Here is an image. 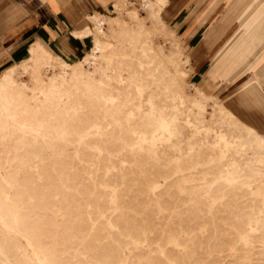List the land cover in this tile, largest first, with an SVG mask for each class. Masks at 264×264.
<instances>
[{
	"label": "rangeland",
	"instance_id": "374dc122",
	"mask_svg": "<svg viewBox=\"0 0 264 264\" xmlns=\"http://www.w3.org/2000/svg\"><path fill=\"white\" fill-rule=\"evenodd\" d=\"M159 2L94 11L112 15L96 32L102 49L89 64L80 59L91 43L64 57L79 60L68 67L74 79L57 84L60 93L49 85L61 60L38 49L0 69V79L12 75L0 107V189L17 220L13 230L0 223V264H30L42 253L48 264H264V172L255 171L264 167V143L229 112L264 134V103L231 82L212 100L207 86L192 82L185 52L209 27L198 20L222 6L212 12L215 0H168L158 15ZM220 21L212 39L222 34ZM252 45L237 70L264 56V19Z\"/></svg>",
	"mask_w": 264,
	"mask_h": 264
},
{
	"label": "crops",
	"instance_id": "0c3cea01",
	"mask_svg": "<svg viewBox=\"0 0 264 264\" xmlns=\"http://www.w3.org/2000/svg\"><path fill=\"white\" fill-rule=\"evenodd\" d=\"M252 1L214 2L212 12H218L222 6L220 14L213 18L211 14L205 15L198 20L200 23L208 22L209 27L193 42L189 52H185V57L186 60L191 59L193 73L198 79L192 82L202 86L204 90L207 86L212 99L217 97L213 91L219 90L221 84L231 82L234 83L235 91L264 103V56L254 57L245 67L237 70L253 53L252 40L264 19V4L254 6L251 5ZM119 2L127 4L130 0H0V69L13 63L2 71L4 72L29 58L30 48L34 44L50 50L61 60L76 62L79 58L71 62L64 57L78 56L86 48V44L91 43L92 46L93 35L85 31L93 29L94 17L105 15L107 20L112 16L96 12L99 8L111 5L116 9L121 6ZM220 17L222 21L219 28L222 34L219 38L212 39L213 33L218 30L216 24ZM196 32V26L192 24L185 30L184 37L191 41ZM177 36L182 44V37ZM182 47L184 48L183 45ZM27 52L29 54L24 57ZM229 112L264 137L255 126L240 120L231 110Z\"/></svg>",
	"mask_w": 264,
	"mask_h": 264
},
{
	"label": "bare ground",
	"instance_id": "6f19581e",
	"mask_svg": "<svg viewBox=\"0 0 264 264\" xmlns=\"http://www.w3.org/2000/svg\"><path fill=\"white\" fill-rule=\"evenodd\" d=\"M154 1L155 0H142V3H143V5H152V6H154L155 4H154ZM167 1L168 0H160V2L158 3V4H160V7H159V9L157 8L156 10H157V14L158 15H162V10H163V8L165 7V5L167 4ZM220 1H222V0H215V3L217 4V3H219ZM233 1V0H232ZM235 1V0H234ZM251 1V0H250ZM163 3V4H162ZM162 4V5H161ZM245 4V3H244ZM239 6V5H238ZM156 7V6H155ZM216 7V6H215ZM220 7V6H219ZM251 7V6H250ZM153 8V7H152ZM216 9V8H215ZM214 9V10H215ZM251 9H252V7H251ZM234 10V9H233ZM229 11H230V9H229ZM252 11H254V10H252ZM134 12H136V11H134ZM154 12V11H153ZM221 12V11H220ZM228 12V11H227ZM244 13H245V11H244ZM234 14V13H233ZM239 14V13H238ZM247 14V13H246ZM156 15V14H155ZM231 16V15H230ZM245 16V15H244ZM260 16V15H259ZM137 17V16H136ZM153 17V16H152ZM161 17V16H160ZM246 17V16H245ZM158 19H159V17H158ZM227 19V18H226ZM93 20V19H92ZM242 20V19H241ZM106 21V18H105V15H103V16H95L94 17V22H95V27L93 28V29H87L86 31H85V33H87V34H91V35H93V40H92V47H91V49L90 50H88V52H87V54L84 56V57H82L81 59H80V62L81 63H85V64H89L90 63V60H94L95 59V56L97 55V53L102 49V47H101V42H100V40L98 39V37H96V32H98V31H100L101 32V25L104 23ZM235 21V20H234ZM229 24V23H228ZM238 24V23H237ZM240 24V23H239ZM242 24V23H241ZM96 30V31H95ZM76 33V32H75ZM78 33V32H77ZM80 33V32H79ZM84 33V34H85ZM87 34H85V35H87ZM80 35V34H79ZM79 35H77V36H79ZM100 36V35H99ZM37 46V47H36ZM103 46V45H102ZM104 48V47H103ZM36 49H38V50H40L42 53H39V55L40 54H43L44 55V57L47 59V58H50V59H53V58H59L58 56H56L55 54H53L50 50H47V49H45V48H43L42 46H39V45H32V47L30 48V51L33 53V52H35L36 51ZM37 52V51H36ZM31 53V54H32ZM34 54V53H33ZM35 54H38V53H35ZM106 55V54H105ZM109 55V54H108ZM154 55V54H153ZM36 57H37V55H35ZM34 57V56H33ZM42 57V56H41ZM40 57V58H41ZM43 58V57H42ZM41 58V59H42ZM39 59V58H38ZM46 59H45V61H46ZM43 60V59H42ZM48 60V59H47ZM61 60V59H60ZM37 61V60H36ZM39 61H41V60H39ZM38 61V62H39ZM49 61V60H48ZM95 61V60H94ZM47 62V61H46ZM41 63V62H40ZM43 63H45L44 62V60H43ZM92 63V62H91ZM151 63V62H150ZM46 64V63H45ZM47 64H48V62H47ZM59 64H61V65H59L60 67H61V73L60 74H58L59 75V78L57 79V81L56 82H54L53 81V84L52 85H49L50 87L49 88H55L54 89V91L56 92V91H58L57 90V88H59L58 87V83H64L63 81L66 79V78H73L74 79V68L73 69H71V71L70 72H68V67H72L73 66V64L72 63H68V62H66L65 60H61L60 61V63ZM34 65V64H33ZM50 65V64H49ZM53 65V64H52ZM39 66V65H38ZM46 66V65H45ZM51 66V65H50ZM54 66V65H53ZM19 67H20V71H22V72H25V71H27L28 70V66H27V64H25V62L24 63H22V64H20L19 65ZM87 68V67H86ZM46 69V68H45ZM70 70V69H69ZM58 75H57V77H58ZM83 75V74H82ZM11 73H10V71L9 72H5L3 75H2V77H1V79H0V107H1V109H4L5 108V103H4V93H3V89H4V87H6V85H8V84H10V83H12V79H11ZM57 77H54V78H57ZM72 79V80H73ZM89 79V78H88ZM52 80H56V79H52ZM67 81V80H66ZM65 81V82H66ZM71 82V81H70ZM72 84H73V82H72ZM79 84V83H78ZM62 87V86H61ZM74 87V86H73ZM255 87V86H254ZM51 89H49V90H51ZM6 90V89H5ZM8 91V90H7ZM54 91H52V93L54 92ZM51 92V91H50ZM59 93H60V91H58ZM65 93V92H64ZM40 95V94H39ZM56 95V94H55ZM55 95H53L54 97H55ZM57 96V95H56ZM59 97V96H58ZM211 98V97H210ZM263 98V97H262ZM52 100V99H51ZM213 100V99H212ZM25 102V101H24ZM61 102V101H60ZM29 103V102H28ZM50 103H52V102H50ZM213 103V102H212ZM25 104V103H24ZM45 104V103H44ZM53 104V103H52ZM59 104V103H58ZM215 104V103H214ZM39 106V105H38ZM48 107V106H47ZM49 108V107H48ZM55 108H56V106H55ZM59 108H61V107H59ZM176 108V107H175ZM38 109V108H37ZM57 109V108H56ZM55 109V110H56ZM74 109V108H73ZM6 111H5V115H8V112H7V109H5ZM52 111V110H51ZM54 111V110H53ZM59 111V110H58ZM71 111V110H70ZM110 112H111V110H110ZM170 114V113H169ZM54 115V114H53ZM56 115V114H55ZM67 115V114H66ZM143 115V114H142ZM114 116V115H113ZM56 117V116H55ZM59 117V116H58ZM155 117V116H154ZM157 117V116H156ZM30 118V117H29ZM60 118V117H59ZM58 118V119H59ZM61 119V118H60ZM140 119V118H139ZM159 119V118H158ZM25 121V120H24ZM40 121V124H39V122L37 121L36 123H35V126H38V127H34L33 129L37 132V133H40L44 128H42L41 127V120H39ZM116 121V120H115ZM123 121V120H122ZM133 121V120H132ZM22 122V121H21ZM56 122V121H55ZM111 122V121H110ZM145 122V121H144ZM52 123V122H51ZM56 123H58V122H56ZM64 123V122H63ZM116 123V122H115ZM98 124V123H97ZM120 124V123H119ZM167 124V123H166ZM53 125H55V123L53 124ZM155 125V124H154ZM28 126V125H27ZM26 126V127H27ZM51 126V125H50ZM121 126V125H120ZM31 127V126H30ZM33 127V126H32ZM49 127V126H48ZM54 127H57V124L54 126ZM53 127V128H54ZM140 127V126H139ZM58 129H60V126H58L57 127ZM61 128H63L62 126H61ZM77 128H78V126H77ZM118 128H119V126H118ZM121 128V127H120ZM154 128V127H153ZM21 130L23 129V128H20ZM132 130V129H131ZM248 130V132H252L251 130H249V129H247ZM25 131V130H24ZM23 131V132H24ZM46 131V130H45ZM60 131V130H59ZM84 131V130H83ZM101 131V130H100ZM27 132V131H26ZM48 132V131H47ZM61 134L63 135V133L65 132V129H63V130H61ZM73 132H75V131H73ZM122 132V131H121ZM129 132V131H128ZM132 132V131H131ZM77 133V132H76ZM81 133V132H80ZM98 133H99V131H98ZM114 133V132H113ZM26 134V133H25ZM67 134V133H66ZM79 134V133H78ZM119 135H121V134H119ZM124 135V134H123ZM253 135L256 137V139L259 141V143H264V138H262V137H260L258 134H256V133H253ZM68 136V135H67ZM144 136V135H143ZM121 137H122V135H121ZM141 137H142V135H141ZM22 138V137H21ZM62 138H63V136H62ZM88 138V137H87ZM102 138V137H101ZM64 139V138H63ZM123 139V138H122ZM22 140V139H21ZM49 140V139H48ZM26 141V140H25ZM121 141V140H120ZM126 141V140H125ZM71 142V141H70ZM130 143V142H129ZM42 145V144H41ZM21 146H22V144H21ZM27 146H29V145H27ZM48 147V146H47ZM55 148V147H54ZM260 148H262V147H260ZM31 149V148H30ZM258 149V148H257ZM57 150V149H56ZM60 149H58V151H59ZM31 151V150H30ZM29 151V152H30ZM54 151H55V149H54ZM63 151V150H62ZM61 151V152H62ZM56 152V151H55ZM256 153H258V152H256ZM34 154H39V153H34ZM56 154V153H55ZM59 154V153H58ZM28 155H30V154H28ZM257 156V155H256ZM23 157H24V155H23ZM38 157V156H37ZM60 157V156H59ZM82 160V159H81ZM253 161V160H252ZM24 162H25V160H24ZM60 162V161H59ZM58 162V163H59ZM55 164L57 163V162H54ZM54 164V165H55ZM254 164V163H253ZM25 165V164H24ZM252 165V164H251ZM247 166V165H246ZM250 166V165H249ZM62 167V166H61ZM251 167V166H250ZM253 167V166H252ZM257 168V167H256ZM255 168V171L256 172H264V167H261V168H257L256 169ZM59 169V168H58ZM62 169V168H61ZM246 169H248V168H246ZM85 171V170H84ZM52 172H54V171H52ZM57 172H60V171H58L57 170ZM64 172V171H63ZM66 172V171H65ZM69 172V171H68ZM55 173V172H54ZM75 173H77V172H75ZM58 174V173H57ZM65 174V173H64ZM63 174V175H64ZM67 175V174H66ZM68 176H69V174H68ZM76 176V175H75ZM82 177V176H81ZM79 178V177H78ZM65 180H66V178H64ZM74 179V178H73ZM254 179H256V178H254ZM71 180V179H70ZM75 180H77L76 178H75ZM244 180V179H243ZM258 180V179H257ZM54 181H56V180H54ZM53 181V182H54ZM58 181V180H57ZM63 181V180H62ZM252 181V180H251ZM255 181V180H254ZM65 182V181H64ZM74 182V181H73ZM248 182V181H247ZM262 182V181H261ZM57 183V182H56ZM50 184H52V183H50ZM69 184V183H68ZM47 185V184H46ZM56 185V184H55ZM67 185V184H66ZM71 185V184H70ZM75 185V184H74ZM48 186V185H47ZM49 186H51V185H49ZM54 186V185H53ZM57 186V185H56ZM58 186H59V184H58ZM251 186H252V184H251ZM2 187V186H1ZM9 187V186H8ZM52 187V186H51ZM69 187V186H68ZM76 187V186H75ZM82 187V186H81ZM86 187V186H85ZM45 188H46V186H45ZM67 189V188H66ZM85 189H87V188H85ZM91 188H89V190H90ZM73 190V189H72ZM71 189H70V191H72ZM83 190H84V188H83ZM73 191H75V190H73ZM86 191V190H85ZM84 191V192H85ZM91 191V190H90ZM80 192V191H79ZM88 192V191H87ZM118 192V191H117ZM254 192H255V190H254ZM73 193V192H72ZM89 193H91V192H89ZM88 193V194H89ZM108 193H109V191H108ZM44 194V193H43ZM53 194V193H52ZM60 194V193H59ZM84 194V193H83ZM85 194L87 195V193L85 192ZM79 195H81V194H79ZM78 195V196H79ZM117 195V194H116ZM46 196V195H45ZM44 196V197H45ZM52 196V195H51ZM76 196V195H75ZM95 196V195H94ZM39 197V196H38ZM53 197V196H52ZM72 197H73V194H72ZM86 197V196H85ZM25 198V197H24ZM80 198V197H79ZM92 198V197H91ZM96 198V197H95ZM118 198V197H117ZM69 199V198H68ZM77 199H78V197H77ZM83 200V198H80L79 200ZM75 200V199H74ZM78 200V201H79ZM82 200H81V202H82ZM98 200V199H97ZM60 201V200H59ZM61 201H63L62 199H61ZM70 201V200H69ZM84 201H85V199H84ZM54 202V201H53ZM99 202V201H98ZM37 203H38V201H37ZM52 203V202H51ZM59 204V203H58ZM66 204V203H65ZM82 204V203H81ZM96 204V203H95ZM43 205V204H42ZM52 205H53V203H52ZM60 205V204H59ZM35 206V205H34ZM40 206V205H39ZM74 206V205H73ZM14 207H15V202L14 201H12L10 198H8L6 195H5V193L0 189V223L2 224V226H3V228L5 229V230H13V227H15V228H17V220H16V214H15V210H14ZM51 207V206H50ZM49 207V209H51ZM75 207L76 206H74L73 208L75 209ZM83 207H85V206H83ZM82 207V208H83ZM48 208V207H47ZM71 208V207H70ZM86 208V207H85ZM101 208V207H100ZM42 209V208H41ZM84 209V208H83ZM82 209V210H83ZM90 209V208H89ZM95 209V208H94ZM65 210V209H64ZM68 210H70V209H68ZM76 210V209H75ZM52 211V210H51ZM62 212V211H61ZM65 212V211H64ZM69 212V211H68ZM72 212H73V210H72ZM72 212H70V213H72ZM78 213V212H77ZM83 214V213H82ZM67 215H68V213H67ZM72 215H74V214H71V216ZM78 217V216H77ZM91 217H94V216H91ZM107 217V216H106ZM120 217V216H119ZM65 218H67V217H65ZM71 218V217H70ZM74 218V217H73ZM116 218H117V215H116ZM69 219V218H68ZM42 220V219H41ZM66 220V219H65ZM85 220V219H84ZM110 220V219H109ZM121 221H122V219H121ZM64 222H67V221H64ZM71 224V223H70ZM91 224V223H90ZM70 227H71V225H69ZM89 226V225H88ZM74 227V226H73ZM87 227V226H86ZM66 228V227H65ZM87 229V228H86ZM2 230V229H1ZM67 230V229H66ZM69 230V229H68ZM142 230V229H141ZM145 230V229H144ZM143 230V231H144ZM82 231V230H81ZM63 232V231H62ZM77 232V231H76ZM86 232V231H85ZM145 232V231H144ZM87 233V232H86ZM61 234V233H60ZM73 234V233H72ZM66 235V234H65ZM75 235V234H74ZM87 235V234H86ZM146 235V234H145ZM62 236V238H63V234L61 235ZM70 236H71V234H70ZM76 236V235H75ZM80 236V235H79ZM65 237V236H64ZM66 239V238H65ZM68 239V238H67ZM79 239V238H78ZM72 241V240H71ZM159 244V243H158ZM147 245V244H146ZM18 250V249H17ZM59 250V249H58ZM66 252V251H65ZM0 254H6V251L4 250V246H3V244L2 243H0ZM44 256H41V257H39L38 255H36V257L35 258H27L28 260H30V264H48L46 261H45V258H46V255L44 254V253H42ZM167 256V255H166ZM26 257V256H25ZM49 258V257H48ZM167 258V257H166Z\"/></svg>",
	"mask_w": 264,
	"mask_h": 264
}]
</instances>
